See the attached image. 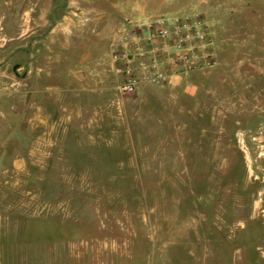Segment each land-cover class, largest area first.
<instances>
[{"label": "rangeland", "instance_id": "1", "mask_svg": "<svg viewBox=\"0 0 264 264\" xmlns=\"http://www.w3.org/2000/svg\"><path fill=\"white\" fill-rule=\"evenodd\" d=\"M0 264H264V0H0Z\"/></svg>", "mask_w": 264, "mask_h": 264}, {"label": "built area", "instance_id": "2", "mask_svg": "<svg viewBox=\"0 0 264 264\" xmlns=\"http://www.w3.org/2000/svg\"><path fill=\"white\" fill-rule=\"evenodd\" d=\"M124 89H126L127 91H131L132 90V85L130 84H126L123 86Z\"/></svg>", "mask_w": 264, "mask_h": 264}, {"label": "crops", "instance_id": "3", "mask_svg": "<svg viewBox=\"0 0 264 264\" xmlns=\"http://www.w3.org/2000/svg\"><path fill=\"white\" fill-rule=\"evenodd\" d=\"M46 12H48V10Z\"/></svg>", "mask_w": 264, "mask_h": 264}]
</instances>
